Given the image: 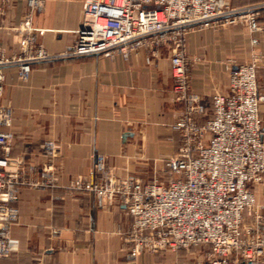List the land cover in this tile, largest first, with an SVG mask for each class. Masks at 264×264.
I'll return each instance as SVG.
<instances>
[{
    "label": "crops",
    "instance_id": "1",
    "mask_svg": "<svg viewBox=\"0 0 264 264\" xmlns=\"http://www.w3.org/2000/svg\"><path fill=\"white\" fill-rule=\"evenodd\" d=\"M224 1L232 8L256 2ZM83 3L44 0L34 23L42 30L39 41L49 54L62 55L73 44ZM0 6V45L14 55L18 45L11 27L22 20L27 3L0 0ZM255 36L263 57L257 80L264 95V32ZM251 37L247 24L191 32L186 48L193 90L214 96L227 93L231 69L249 58ZM240 39L249 43L245 49L239 48ZM5 76L4 100L14 110L7 131L14 138L19 167L34 174L48 171L57 183L17 188L20 216L12 237L19 249L2 264H161L149 253L130 258L124 238L133 219L124 208H98L91 194L72 192L67 186L72 177L89 180L96 172L115 178L166 179L162 158L179 144L172 125L183 109L173 91L169 57L164 53L152 58L142 50L128 58H57L35 63L25 77L9 66ZM211 116L199 117V122ZM260 116L264 123V104ZM259 191L264 194V187Z\"/></svg>",
    "mask_w": 264,
    "mask_h": 264
},
{
    "label": "built area",
    "instance_id": "2",
    "mask_svg": "<svg viewBox=\"0 0 264 264\" xmlns=\"http://www.w3.org/2000/svg\"><path fill=\"white\" fill-rule=\"evenodd\" d=\"M26 3L22 20L11 27L17 52L9 55L0 45V263L19 247L12 237L20 216L17 188L57 183L48 171L34 174L19 167L7 131L13 111L4 100L5 69L16 66L25 77L39 62L92 55L128 58L144 50L152 58L167 54L173 91L183 107L172 125L179 144L162 158L166 179L96 172L89 180L72 177L67 189L91 194L98 208L116 204L126 210L133 219L124 238L132 260L142 253L199 246L207 250L197 264H264V205L252 190L264 183V95L257 80L262 56L255 36L264 30L259 14L231 8L224 0H84L75 41L64 54L51 55L34 23L44 0ZM240 22L252 34L249 58L231 69L227 93L213 97L212 116L201 124L207 100L192 88L188 35Z\"/></svg>",
    "mask_w": 264,
    "mask_h": 264
},
{
    "label": "rangeland",
    "instance_id": "3",
    "mask_svg": "<svg viewBox=\"0 0 264 264\" xmlns=\"http://www.w3.org/2000/svg\"><path fill=\"white\" fill-rule=\"evenodd\" d=\"M237 1H242V0H237ZM254 1H256L255 4H253L250 7L234 8V9H238V10H240V9H253L255 13L259 14L258 16H259V19H260V22H261V19H263V15H264V11H263V9H264V0H254ZM239 24H244L245 25L246 22H240V23H238L236 25H239ZM261 24L264 26L263 23H261ZM211 28H213V27H209L208 26V27H206L204 29H211ZM218 28H220V27H218ZM224 28H226V27H221V29H224ZM196 30H199V29H196ZM196 30H193L192 32H194ZM263 32H264V30H263ZM244 40L245 39H240V43L238 44L240 49H245L246 46H248V44H249V43H247ZM243 41H244V43H243ZM166 56H167V54H166ZM58 59H60V60H69V59H63V58H58ZM70 59H72V58H70ZM262 60H263V57L261 59V62H262ZM261 62H260V64H261ZM260 64H259V66H260ZM229 69L230 68L227 67L226 71L228 73H229ZM191 70H190V72H191ZM204 96L206 97V100H207L206 101V104H207V117H209L211 115V113H212V100H213V96L214 95L211 94V95H204ZM12 111H14L13 107H12ZM12 115H13V113H12ZM13 140H14V138H13ZM263 187H264V183L263 184L254 185L253 188H252L254 190V192L256 193V198L258 199L257 203L259 205H261V204L264 205V194H259L260 193L259 190L261 188H263ZM18 221H19V219H18ZM18 249H19V247H18ZM206 250H207V248L205 249V248H202V247L198 246V247H192V248H189V249H179V250H175V251L174 250H165V251H161L159 253H155V254L151 253V254L155 255L156 262L157 263L160 262L161 264H197L198 262H200V261L205 259ZM16 251H18V250H16ZM14 255L15 254L13 252L12 254H10L8 257H6L4 259L13 258ZM0 264H2V262Z\"/></svg>",
    "mask_w": 264,
    "mask_h": 264
},
{
    "label": "water",
    "instance_id": "4",
    "mask_svg": "<svg viewBox=\"0 0 264 264\" xmlns=\"http://www.w3.org/2000/svg\"><path fill=\"white\" fill-rule=\"evenodd\" d=\"M234 69H236V66L234 67Z\"/></svg>",
    "mask_w": 264,
    "mask_h": 264
}]
</instances>
